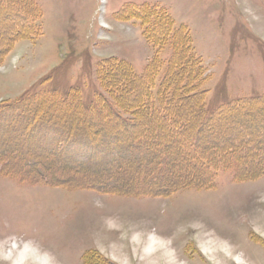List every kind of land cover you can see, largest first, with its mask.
Segmentation results:
<instances>
[{
	"label": "rangeland",
	"instance_id": "1",
	"mask_svg": "<svg viewBox=\"0 0 264 264\" xmlns=\"http://www.w3.org/2000/svg\"><path fill=\"white\" fill-rule=\"evenodd\" d=\"M31 1L38 14L29 20L34 35L17 42L1 62L0 103L42 91L67 97L75 88L90 106L97 93L108 97L97 71L110 58L129 62L142 76L156 49L138 21L119 17L131 4L155 5L173 18L174 28L189 30L192 53L204 68L209 112L264 95V0ZM0 7L18 10L12 3L0 2ZM6 20L0 35H10L22 24L16 18ZM171 54L170 45L159 52L164 66L155 92ZM148 131L144 126L133 133ZM248 139L234 136L228 141L247 146ZM56 162H51L55 175L40 168L32 173L34 180L11 175L14 164L0 166V237L6 245L30 242L54 264H264V172L248 171L252 164L219 170L212 188L139 196L49 185L43 178L66 180ZM26 163L32 171V163ZM112 170L120 172L119 183L129 181L130 173L140 179L148 175L145 169L125 174L121 167ZM175 170L184 176L196 171L194 165ZM154 176L160 182L156 185L166 182L164 176ZM151 236L159 242L148 251ZM4 255L0 252V264H9Z\"/></svg>",
	"mask_w": 264,
	"mask_h": 264
},
{
	"label": "trees",
	"instance_id": "2",
	"mask_svg": "<svg viewBox=\"0 0 264 264\" xmlns=\"http://www.w3.org/2000/svg\"><path fill=\"white\" fill-rule=\"evenodd\" d=\"M0 2L18 8L7 12L0 7V26L8 25L6 18L11 17L22 22L12 34L0 35L1 64L17 42L34 35L29 20L38 14L31 0ZM119 17L138 21L145 39L156 49L144 74L138 75L126 61L110 58L101 61L97 71L108 97L97 93L90 106L84 105L80 89L75 88L67 97L42 91L0 103V166L14 164L11 175L34 180L31 175L40 168L55 175L51 162L56 160L66 180L43 178L49 185L139 196H168L189 187L212 188L221 169H243L252 164L248 171L264 172V95L235 100L209 112L204 68L192 53L189 30L183 25L174 28L173 18L151 4H131ZM168 45L171 58L155 92L164 66L159 52ZM144 126L148 132L133 133ZM219 135L222 137L216 139ZM234 136H247L249 144L229 142ZM173 152H178L177 156ZM9 158L16 159L11 162ZM26 161L32 163V171L26 170ZM190 165L196 169L193 174L174 173ZM115 167H121L123 174L145 169L148 175L140 179L130 173L129 181L119 183L121 174L112 170ZM155 174L164 176L166 182L156 185Z\"/></svg>",
	"mask_w": 264,
	"mask_h": 264
},
{
	"label": "bare ground",
	"instance_id": "3",
	"mask_svg": "<svg viewBox=\"0 0 264 264\" xmlns=\"http://www.w3.org/2000/svg\"><path fill=\"white\" fill-rule=\"evenodd\" d=\"M156 240H157L156 236L151 238V242L149 243L148 251L154 250L155 244L157 242H159ZM165 243H167V242H165ZM14 244H15V246H12V245L8 246L5 243V237L4 238L0 237V252L1 253L4 252L5 258L10 262L9 264H27L28 261L29 262L30 261L31 262H37L38 264H54L52 261V257L49 254H42V252H40L37 248H35L30 242L23 243L22 247H19L18 242H15ZM165 248L167 249V247H165ZM223 248H224V246H223ZM165 256H166V254H165Z\"/></svg>",
	"mask_w": 264,
	"mask_h": 264
}]
</instances>
